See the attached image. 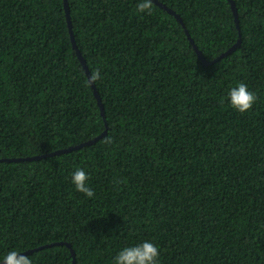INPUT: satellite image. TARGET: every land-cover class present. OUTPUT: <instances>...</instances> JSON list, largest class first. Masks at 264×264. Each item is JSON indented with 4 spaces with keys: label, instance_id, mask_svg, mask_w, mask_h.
<instances>
[{
    "label": "trees",
    "instance_id": "1",
    "mask_svg": "<svg viewBox=\"0 0 264 264\" xmlns=\"http://www.w3.org/2000/svg\"><path fill=\"white\" fill-rule=\"evenodd\" d=\"M157 1L184 26L154 3L67 0L104 120L64 0H0V256L110 264L149 239L159 264H264V0H232L239 29L229 0ZM184 28L207 62L239 45L205 65ZM236 82L256 95L245 113Z\"/></svg>",
    "mask_w": 264,
    "mask_h": 264
},
{
    "label": "clouds",
    "instance_id": "2",
    "mask_svg": "<svg viewBox=\"0 0 264 264\" xmlns=\"http://www.w3.org/2000/svg\"><path fill=\"white\" fill-rule=\"evenodd\" d=\"M154 0H136L135 11L139 15H150ZM101 78L97 70L91 77L93 81ZM227 106L239 113H245L251 109L256 101V95L249 90L244 82H236L226 93ZM223 102V101H222ZM90 175L83 168H76L70 176V183L74 189L88 198L95 193L90 185ZM160 250L149 239L138 243H130L119 248L112 256L110 264H159ZM0 264H33L32 259L16 249H11L0 256Z\"/></svg>",
    "mask_w": 264,
    "mask_h": 264
},
{
    "label": "water",
    "instance_id": "3",
    "mask_svg": "<svg viewBox=\"0 0 264 264\" xmlns=\"http://www.w3.org/2000/svg\"><path fill=\"white\" fill-rule=\"evenodd\" d=\"M229 2H230V4H231V8H232V11H233L234 16H235L236 26H237V28L239 29V27H238V19H237L236 8H235L234 3H233L232 0H229ZM154 4H156L157 6H159V7L162 8V9L166 10L169 14L173 15V16H174V17H175V18H176V19L182 24V26H184L183 23H182L181 18L179 17V15H177L173 10L169 9L166 5H164V4L160 3V2H158L157 0H154ZM64 9H65V15H66L67 24H68L69 31H70V38H71V44H72V47L76 50V54H77V56H78V58H79V60H80V62H81V64H82V66H83V69H84V71H85V73H86V75H87L88 81L90 82V85H91V87H92V89H93V94H94V96H95V98H96V100H97V104H98V106H99V108H100V113H101V115H102V117H103V119H104V110H103V106H102V104H101L100 97H99V95H98V92H97L96 89H95L94 83H93V81H92V79H91V76H90V73H89V71H88V68H87V66H86V64H85V61H84V59L82 58L81 54L79 53V51H78V49H77V47H76V44H75L74 38H73V34H72V30H71V23H70V17H69V11H68L67 0H64ZM184 30H185V33H186V36H187L189 42L192 44V46H193V48H194L196 54L198 55V57L200 58V60H201V61L203 62V64H205V65H210V64H212L213 62L218 61L220 58H222V57H224V56H227V55L230 54L232 51H234V50L238 47V45H239V41H238L234 46H232L229 50H227L226 52H224L223 54H221L218 58H216V59L213 60V61H209V62H207V61L205 60V58L203 57V55L201 54V52L198 50L197 46L194 44V42H193L192 38L190 37V35H189L188 31L186 30V28H184ZM104 120H105V119H104ZM104 134H105V131H104L101 135L95 137V138L92 139V140H89V141H87V142L81 143V144H79V145H77V146H71V147H68V148H66V149L57 150V151H54V152L49 153V154H46V155H42V156H34V157H26V158H19V159H9V160H5V159H3V160H1V161H14V162H17V161H31V160H37V159H40V158L45 157V156L59 155V154L66 153V152H70V151H73V150H76V149H80L81 147H84V146H87V145H89V144H92V143L96 142L98 139H100ZM65 245H66L68 248H70V244L66 243ZM70 251H71L72 258H73V259H72V264H75V255H74V252H73V250H70ZM32 252H33V250H28V251H26V252H22V253L25 254V255H27V254L32 253Z\"/></svg>",
    "mask_w": 264,
    "mask_h": 264
}]
</instances>
